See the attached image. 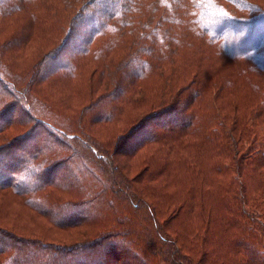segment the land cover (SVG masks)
I'll return each instance as SVG.
<instances>
[{"label": "trees", "instance_id": "obj_1", "mask_svg": "<svg viewBox=\"0 0 264 264\" xmlns=\"http://www.w3.org/2000/svg\"><path fill=\"white\" fill-rule=\"evenodd\" d=\"M30 1L0 0V17H9L26 9L24 4ZM225 2L229 5H224L221 0H100V3L98 0H90L86 3L90 6L83 8L81 12L85 14L90 10L91 15L102 13L91 24L92 29L84 34L79 44H73L69 49L67 44L69 53L66 54L65 49L63 53L60 48L61 51L55 49L44 55L37 62L40 71H33L32 74L28 71H15L6 63L3 52L4 47L8 48V42L0 44V134L9 126L18 124L27 127L11 141L8 139L0 143V159H7L6 152L13 154V158L3 164L6 174L2 179L3 174L0 173V190L12 191L30 208L59 227L72 228L85 225L91 220L95 222L101 218L100 214L118 217L120 211L116 209L114 196L119 193V200L134 199L142 202V208L146 206L149 210V214L138 212V218L131 217V213L127 211L124 220L118 218L116 221L122 224L123 229H107L95 236L98 238L90 241H80L72 245L45 241L48 247L53 244L62 246L59 250L63 251L47 264H60L62 259L64 262L61 264H79V261L85 262L84 264H121L125 262V257L130 258V263L134 264H264V229L261 225L264 219L261 215L252 213L253 209L242 206L234 195V201H230L226 196L228 190L224 188L235 175L230 172L232 166L238 169L236 176L239 180H243L242 175H249L251 178L252 175L256 177V174L264 180V127L257 125L262 119H257L260 117L258 110H252L246 104L240 115L235 114L237 107L228 109L223 115L217 106L224 118L222 119L215 112V107L207 106V113H202V107L196 109L197 105H202L204 94L195 86L185 97L179 91L171 99V104L157 112H151V115L148 113L141 117L138 123L120 137L114 148L113 158L114 153L116 156L117 153L135 155L142 148L140 146L147 142L155 144L156 149L153 152L155 155L150 157L153 167L145 168L133 179L123 173L122 165L117 162L113 176L114 172L117 173L121 187L118 186L120 192H115L114 189L111 192L103 178L96 179L99 187L87 183L83 178H90L98 171L110 174L107 163L104 164L105 160L92 156L89 152L90 145L81 141V137L67 136L66 131L58 129L61 127L42 117L39 106L42 107L46 101L32 92V85L55 75L58 78L74 76L78 61L73 58H79V54L92 53V47L100 37L118 30L122 38L129 30L135 36L133 39L137 46L146 38L153 40V43L142 47L148 52L147 57L136 55L127 62L129 74L138 80L147 76L153 67L151 58L160 57L165 52V47L170 45L169 37L180 34L194 36L212 47L218 55L238 60L251 69L250 71L257 73L255 80L248 74L246 78L249 83L257 85V99L264 107V29L252 28L254 24L264 23V7L251 0ZM233 7L247 14L226 10ZM33 15L35 18V14ZM239 33H242L243 40L248 37L254 41L245 44L239 38ZM133 47L135 49L134 45ZM59 58L62 61L58 62ZM242 82L244 81H239L235 86H240ZM230 83L231 78L226 83L217 81L210 85V89L213 85L218 94L225 93V84ZM216 95V92L210 93L209 102ZM98 99L104 97L100 96ZM119 100L118 98L117 102ZM95 102L86 106L85 112L92 111L96 107ZM193 104L196 105L190 110L189 107ZM106 105H109L107 101ZM20 106L30 116V122L25 119L12 120ZM119 108V104L114 105V110L102 114L101 119L104 122L114 119L122 111ZM229 114H232L230 122L233 124L227 122ZM7 116L10 119H6ZM162 118L165 120L162 121ZM102 120L99 122H103ZM49 125L54 130H50ZM158 125L162 128L160 131L155 130ZM146 126L150 128V131L147 130L149 133L141 134ZM201 131H204L201 139L204 146L216 149L221 156L232 145V163L224 160L214 167L216 172L207 170L204 173L203 158L190 150L200 145L193 143V139L188 137ZM24 140L31 141L32 147H25ZM94 143L100 151L104 149L103 143ZM185 171L188 172V183L180 187L175 185L172 188L175 190L170 192L167 180ZM213 182L223 190L222 196L219 198L221 194H218L216 197L218 200L208 198L211 189L207 186ZM154 186L163 201L151 199L150 202L143 196L148 191V197L152 198ZM49 188L72 193L75 197L67 200L56 197L52 200ZM46 191L47 194H44ZM241 192L245 199L243 191ZM258 192L264 195V185L263 189H256V193ZM164 194L168 196L167 200L163 198ZM94 201H98L99 206ZM230 202L234 207H231ZM224 204H228V208ZM164 209H172L170 217L162 216L166 212ZM112 211H115V215L111 214ZM154 223L157 226H153ZM0 232L9 230L0 227ZM2 241L4 240L0 238V264H20L12 256L1 263L2 252H6ZM75 252L77 256L67 257Z\"/></svg>", "mask_w": 264, "mask_h": 264}, {"label": "rangeland", "instance_id": "obj_2", "mask_svg": "<svg viewBox=\"0 0 264 264\" xmlns=\"http://www.w3.org/2000/svg\"><path fill=\"white\" fill-rule=\"evenodd\" d=\"M89 1L37 0L34 2L31 0L29 3L24 4L26 9L17 11L9 17H0V44L8 42V48L4 47L5 50L3 52V58L6 63L15 71L24 73L28 71V73L32 74L33 71H40V65L37 62L47 53L55 49L61 51L60 48H62L63 53L64 49L66 54L69 53L67 48L69 49L73 44H79L84 34L92 29L90 27L91 24L102 14L96 12L91 15L90 10L83 14L81 11L83 8L87 9L90 6L86 4ZM221 1L224 5H229L225 0ZM251 2L264 7V0H251ZM98 3H100V0H98ZM226 10H231L238 14H247L246 12L241 13L234 7ZM33 14H35V18ZM69 28L70 32H68ZM252 28L263 30L264 23L254 24ZM130 32L128 30L127 35L122 38L118 30L115 33L100 37L93 45L92 53L79 54V58H73L74 61H78V69L74 76L58 78L59 76L55 75L52 78L32 85V92H35L46 101V104H43L42 107L37 103L41 109L40 114L42 117L48 119L49 123L53 122L56 126L61 127L58 129L66 131L67 136L81 137V141L90 145L89 152L92 156L98 159L102 157L105 160L104 164L107 163L106 166L111 171L110 174L109 172L103 174L98 171L96 175L93 173L90 178L85 176L83 178L87 183L99 187L100 184L97 180L103 178L111 192L113 189L115 192H120L118 188L121 185L118 183L117 173L114 172L115 175L113 176V169L117 166V162L122 165L123 173L129 179L135 178L147 167L152 168L153 162L150 157L155 155L153 153L156 149L155 144H148V142L143 144L140 146L142 148L132 156L120 155L116 152L117 156L114 153L115 157L113 158L114 148L119 143L120 137L126 134L135 123H138L137 121L141 117H145L148 113L151 115V112L155 110L157 112L171 104V99L179 91H182V97H185L195 87L198 88L201 94H204V100L201 106L197 105L196 109L198 110L202 107V113H207L205 109L207 106L215 107V112L220 114L222 119H224L222 114L225 115L224 113H227L228 109L237 107L235 114L240 115L245 110L246 104H248L252 110L259 111L260 117L257 119H262L257 125L264 127V107L260 105L257 99V92L255 91L257 85L249 83L246 78V74H248L252 75L255 80L257 73L250 71L251 69L244 63L230 59L227 56L218 55L212 47L197 37L180 34L177 37H169L170 45L165 47V52L160 57L151 58L153 59V67L147 76L145 75L138 80V78L129 74L126 68L128 67L127 62L136 55H141L143 58L147 57L148 52L142 47L146 46L147 43H153V40L146 38L141 40V43L137 46L134 43L135 39H133L135 36L131 35ZM238 35L242 39V33ZM243 41L245 44H249L254 39L250 40V38L246 37ZM207 53H211L212 56L207 55ZM60 61H62L61 58L58 59V62ZM239 72L240 75H238ZM228 78H231V83L229 85L225 84V93L218 94V90L213 85L212 89H210L211 84L217 81L226 83ZM196 81H199V83H196ZM239 81L244 82L240 86H235ZM260 82L263 84L262 81ZM191 85L193 86L190 87ZM215 92L217 94L216 97L209 102L210 93ZM100 96H103L104 99H98ZM118 98L120 100L117 102ZM106 101L109 105H106ZM251 101L252 104L250 103ZM94 102L96 107L90 112H85L84 108L94 104ZM116 104H119V109H122L121 113L114 119L104 122L101 119L102 114L112 112ZM262 104L264 103L262 102ZM195 105H190L189 109L193 110ZM220 105H223V107ZM217 106L220 107L222 114ZM15 112L16 115L12 116V120L25 119L30 122V116L21 106ZM230 117H232V114L227 115V122L233 124V122H230ZM6 119H10V117L7 116ZM100 120L103 122H99ZM164 120L165 118H162V121ZM8 123L9 121L5 127H7ZM28 125L30 126V123ZM151 127L152 125H150ZM150 128L146 126L141 131V134H148ZM26 129V126L18 124L7 127L0 134V143L8 139L11 141ZM49 129L54 130L50 125ZM157 129L160 131L162 128L158 125L155 130ZM203 133L204 131L197 132L194 136L188 137L193 139V143L196 142L195 144L200 145L196 149L191 148L190 150L203 158L204 173L207 170L212 173L216 172L214 167L224 160L232 163V153L234 151L232 145L229 148L230 150L224 156H221L216 149L204 146L201 141L204 136ZM94 141L103 143L104 149L100 151ZM24 145L29 148L33 144L31 141L24 140ZM236 146H238V142ZM6 156L7 159L2 157L0 159L2 179H4V174H6L3 164L9 162L13 158V154L6 152ZM94 165L99 168L97 164ZM95 166L92 167L96 170ZM237 170L234 166L231 167L230 172L235 175L228 180L230 184L224 185V188L228 190L227 195H225L230 201H234L232 197L234 195L237 202H240L242 206L253 209L252 213L255 212V214L261 215L260 217L264 219V195H260V192L256 193V189H263L264 180L257 177V174L256 177L252 175L251 178L249 175H242L243 180L241 178L239 180L236 176ZM108 174L110 177L109 181L107 178ZM186 174L188 172L185 171L179 176L174 175L173 178L175 180H173L172 176L167 180L170 185V192L175 190L172 189L175 185L180 187L188 183ZM207 188L211 189L210 193H208L210 200H218L223 194L221 187H218L214 182L210 183ZM48 191L51 192L49 195L52 200H55L56 197H61V200L75 197L74 194L60 192L61 190L57 188H49ZM48 191L44 192V194H47ZM241 191H243L245 199ZM166 194L163 197L165 200L168 199ZM218 194L221 195L216 198ZM120 195L121 193L114 196L117 208L116 206L114 207L120 211L118 217H106L100 214L101 218L95 222L91 220L85 225L70 228L55 225L50 219L30 208L22 198L12 191L0 190V227L9 230V232H0V238L4 240L2 241L4 242L2 247L6 248V252H2L1 263L12 256V259L18 260L20 264H47L53 261L54 256L63 251L59 250L62 246L53 244L48 247L45 241L63 245H72L86 240L90 241L98 238L95 236L100 235L107 229H109L108 231H117L119 230L118 228L123 229L122 224L116 221L118 218L124 220L127 211L134 218H138L141 212L149 214L146 206L142 208V202L134 199L119 200ZM143 196L150 202L151 199L163 201L155 186L152 198L148 197V191ZM94 202L95 205L99 206L100 203L98 201ZM112 204H114L113 201ZM230 204L231 207H234L232 202ZM224 206L228 208V204H224ZM171 210L166 211L164 209L166 212L162 213V216L170 217ZM111 214L115 215V211H112ZM138 222L140 224L141 218ZM261 225L264 229V222ZM153 226L157 225L154 223ZM77 252L67 257L77 256ZM98 252H101V250H98ZM63 262L64 259L60 261V264ZM80 263L84 264L85 262L79 261ZM121 264L134 263H130V258L125 257V262Z\"/></svg>", "mask_w": 264, "mask_h": 264}]
</instances>
